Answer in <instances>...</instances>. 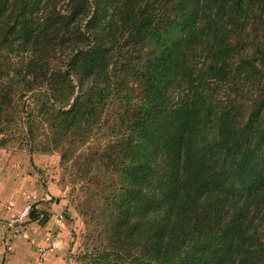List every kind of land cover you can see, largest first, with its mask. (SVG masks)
<instances>
[{
	"label": "trees",
	"instance_id": "1",
	"mask_svg": "<svg viewBox=\"0 0 264 264\" xmlns=\"http://www.w3.org/2000/svg\"><path fill=\"white\" fill-rule=\"evenodd\" d=\"M104 121L80 264H264V0H0V144Z\"/></svg>",
	"mask_w": 264,
	"mask_h": 264
},
{
	"label": "rangeland",
	"instance_id": "2",
	"mask_svg": "<svg viewBox=\"0 0 264 264\" xmlns=\"http://www.w3.org/2000/svg\"><path fill=\"white\" fill-rule=\"evenodd\" d=\"M111 115L105 114L102 120L110 121ZM113 121V120H112ZM112 125V124H111ZM111 125L104 124L96 131L88 143L65 144L60 150L42 151L41 147L51 146L37 136L35 143H31L33 151L29 152V144L21 138L23 129L14 126V136L8 143L0 144V245L2 257L17 254L18 262L27 261L31 257L32 264H80L78 255L86 247L87 231L92 229L85 222L76 205L80 209L99 212V201L73 199L74 179L86 178L80 173L91 169L86 161L90 158V152L102 147L110 137ZM61 144V145H62ZM69 147L67 153L68 167L61 165V152ZM39 148V149H37ZM96 165V164H95ZM90 177L95 176V171ZM101 176V175H100ZM86 179H92V178ZM100 178V177H99ZM103 178V176H102ZM80 181V182H79ZM81 179L76 181V188L81 190ZM92 194L98 192L94 185L89 186ZM80 193V192H79ZM73 195V196H72ZM34 203L47 209L53 216V222L49 228H35L33 221L28 219V211ZM51 209V210H49ZM68 226L65 232L57 234L55 229L61 225ZM52 225V226H50ZM98 229V228H97ZM96 243L101 237L99 229L94 232ZM85 243V244H84ZM90 245V244H89ZM94 244V249H95Z\"/></svg>",
	"mask_w": 264,
	"mask_h": 264
},
{
	"label": "crops",
	"instance_id": "3",
	"mask_svg": "<svg viewBox=\"0 0 264 264\" xmlns=\"http://www.w3.org/2000/svg\"><path fill=\"white\" fill-rule=\"evenodd\" d=\"M51 210V209H49ZM53 216H51L50 220L43 226L44 229H47L49 228V223L51 224L53 222ZM52 226V225H50ZM68 226H66L65 224L64 225H61L59 229H55L57 231V234H61L63 232H65V229L67 228ZM52 227L49 228V230L51 229ZM0 233H2V231H0ZM64 234V233H63ZM1 252H2V246L0 245V264H32L31 263V257H29L27 259V261H22L21 262H18L20 260H18L17 258V254L16 253H13L12 255H10L9 257L5 256V257H2L1 256ZM49 264V262H48Z\"/></svg>",
	"mask_w": 264,
	"mask_h": 264
}]
</instances>
